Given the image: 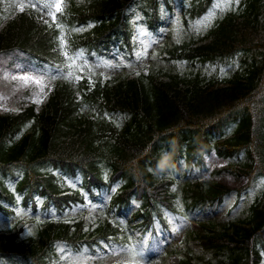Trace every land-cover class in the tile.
Here are the masks:
<instances>
[{"label": "trees", "instance_id": "1", "mask_svg": "<svg viewBox=\"0 0 264 264\" xmlns=\"http://www.w3.org/2000/svg\"><path fill=\"white\" fill-rule=\"evenodd\" d=\"M202 1L196 4L197 8ZM126 2L74 0L69 14L76 21L77 17L81 21L98 19L94 27L98 32L110 30L118 22L116 30L126 23L123 8ZM210 2L207 0V4ZM131 31L132 26H129L128 32ZM209 34L210 41L192 49L186 57L196 60L219 56L224 60L237 55L243 62V79L207 88L211 83H205L197 75H171L166 82L152 75L97 88L85 98V101L94 102L90 105L103 108L100 102L104 100L106 108L119 107L130 112L132 119L128 127L114 135L105 132L102 120L90 122L78 114L76 110L81 103L74 100L72 89L58 84L39 112L27 106L22 113L0 116V159L23 160L32 170H35L36 161L45 158L82 161L96 171L97 160L114 157L115 165L120 167L118 170L127 177V184L132 185L137 179L136 191L144 193L146 187L151 188V199L155 198L157 201H153L161 204L170 202L168 185L157 181L155 173L148 170L149 165L157 169L155 161L158 162L160 152L168 142L177 141L180 151L184 146L208 147L213 135L205 125L214 121L220 126L234 124L233 135L216 147L227 155L244 151L251 162L238 167L235 173L254 180L264 172V0H244L239 10L230 11L218 19ZM48 37L49 32L37 21L22 14L0 32V49L14 44L29 46L41 57L52 59L54 56L49 54V48H45ZM86 40L82 38L80 41ZM17 90L11 89V101H25L28 96L24 92L18 94ZM249 99L258 108L256 113L250 114L241 108V103ZM19 126L27 127V133L16 143L12 134ZM212 187L205 190L196 186L193 192L209 197L213 195L211 193L220 195L226 191L222 185ZM187 188V195H191V186ZM252 212V227L237 225L232 234L215 231L212 235H200L203 246H257L258 237L254 239L253 233L259 228L264 230V205L260 209L253 208ZM66 235V230L58 229L40 234L42 244L54 236ZM68 238L75 239L76 236ZM35 240L30 238L26 244L19 243L16 236H7L0 238V246H36L31 242Z\"/></svg>", "mask_w": 264, "mask_h": 264}, {"label": "rangeland", "instance_id": "2", "mask_svg": "<svg viewBox=\"0 0 264 264\" xmlns=\"http://www.w3.org/2000/svg\"><path fill=\"white\" fill-rule=\"evenodd\" d=\"M55 3H60L61 0H52ZM186 1V0H184ZM239 0H217L215 2V6L212 9H209L206 13L202 15L200 19H197L193 22V25L189 28L190 30H194V32H199L205 28V25L208 24L211 20H213L220 12L224 11L226 8L230 7L231 5H237ZM13 3L12 7L17 4H28L30 0H9V3ZM34 5L38 7L41 14L44 16H51L54 12L52 10L51 4L44 2L43 0H40L38 3L33 2ZM187 6L184 3H178L174 7V10L170 12L168 9L165 13H167L165 16L168 20L167 26L165 32H169L171 34H174V37H182L186 32L187 28L185 27L184 23L187 19L188 12L186 10ZM147 17L144 16L143 12L141 10H138L135 12L134 20L136 24L138 25V34L140 37H147V31L148 27L144 24V20H146ZM180 69H197L198 67L190 65V64H182L179 66ZM238 68V63L230 61L227 64H221L219 66H211V67H204L202 70L206 72L208 75H211L212 73L217 72V75H230L234 73ZM138 67H135L133 70H138ZM45 72V73H35L32 71H29V69H25V67L16 74H19L21 77L27 78L31 80L32 82H39L40 84V91L42 92L38 96V100L41 99L43 92H46L49 87L52 85V83L60 78H69V77H77L80 74L84 73L88 76H101V77H107L109 75L116 74L117 68L114 63L111 64H102L99 61H92L88 58L77 56L75 57L72 62L69 64V66L64 70V73L62 72ZM221 162L219 160H214L213 158H207V163L210 166H214L216 163ZM221 180H223L225 183L230 184L231 186H238L242 183L241 179L233 178L229 175L221 174L219 176ZM259 190H261V187H257ZM255 188L253 191L249 192L248 194L244 195L241 200L240 204L234 208L233 213L238 214H245V211L249 205V202L253 199L255 192L257 191ZM233 204V198H229L228 201L225 202L224 207H230ZM25 211L23 209L20 210V214L24 215ZM8 223L5 219H0V227L6 225ZM185 233V228L178 230L177 233H175L173 242H178ZM140 246V245H138Z\"/></svg>", "mask_w": 264, "mask_h": 264}, {"label": "snow or ice", "instance_id": "3", "mask_svg": "<svg viewBox=\"0 0 264 264\" xmlns=\"http://www.w3.org/2000/svg\"><path fill=\"white\" fill-rule=\"evenodd\" d=\"M60 7H61V4L58 2V3L56 4V8H57V9H60ZM52 15H55V14L52 13Z\"/></svg>", "mask_w": 264, "mask_h": 264}]
</instances>
